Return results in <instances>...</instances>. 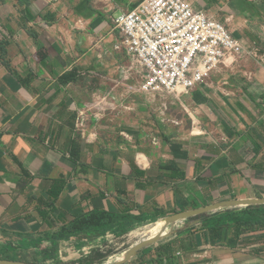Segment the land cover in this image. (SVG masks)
Instances as JSON below:
<instances>
[{"label": "crops", "instance_id": "obj_1", "mask_svg": "<svg viewBox=\"0 0 264 264\" xmlns=\"http://www.w3.org/2000/svg\"><path fill=\"white\" fill-rule=\"evenodd\" d=\"M190 1L264 40V0ZM141 2L0 0V264H264V51L178 103L206 116L197 133L156 143L148 98L108 125L87 110V77L124 55L112 19ZM247 206L260 223L220 221ZM95 214L113 218L74 232Z\"/></svg>", "mask_w": 264, "mask_h": 264}, {"label": "built area", "instance_id": "obj_2", "mask_svg": "<svg viewBox=\"0 0 264 264\" xmlns=\"http://www.w3.org/2000/svg\"><path fill=\"white\" fill-rule=\"evenodd\" d=\"M112 24L119 35L114 50L142 68V81L133 93H189L246 52L223 23L190 0H142L121 11ZM166 232L164 227L159 234Z\"/></svg>", "mask_w": 264, "mask_h": 264}, {"label": "rangeland", "instance_id": "obj_3", "mask_svg": "<svg viewBox=\"0 0 264 264\" xmlns=\"http://www.w3.org/2000/svg\"><path fill=\"white\" fill-rule=\"evenodd\" d=\"M197 5L199 6V4ZM204 10H206V13L210 17L223 23L234 36L238 37L243 42V46L246 52L240 57L236 58L233 64H241L244 60L253 64L262 62L261 55L259 56V54L264 51V40L262 39L263 36L259 32H257L258 27L256 26V23L251 26L252 30H249L250 32H248L247 28L243 27L240 23L239 18L232 16L227 7L218 5L212 8H205ZM246 32H248V34ZM248 54L252 56L244 58V56ZM111 61L112 57L106 55L107 66L104 69L107 70L102 74V76L87 77L92 81L98 80V83L100 84L98 85V87L90 86L85 93L89 102L87 110L90 112H97L98 116L103 119L105 125H108V123H113L111 122V118L114 115L115 117H117V119L121 118L122 121H124L123 119L125 110L128 108L125 100L127 99V97L132 96L136 98L135 100L139 101L140 103H142L143 100H146L147 98L153 101V103H151L149 107L147 106L146 115L147 120L155 124V130L153 132L154 136L152 137L155 139L154 141L156 143L159 140V138L157 137L162 134V132L158 131L156 128H164V124L172 126L170 130L173 134H176L179 129H190L193 130L194 133H197V130H200L199 121H201V126L205 125L206 116L198 117V115L196 114L197 111L195 105H189L190 107L187 106L183 109L178 104L184 99L187 100L195 98V95L192 91V93H180L177 95L165 92L151 94L142 92L133 93L131 89L139 85V83L142 81V68H140V65L137 64L127 54L117 57V62L115 60L114 63H111ZM239 74L241 73L236 72L233 73V76ZM142 97H144V99ZM122 125L124 127H127V125L125 124ZM120 130L121 128H119V131ZM92 137V135H89V138ZM162 231H164V229ZM115 248L118 247L115 246Z\"/></svg>", "mask_w": 264, "mask_h": 264}, {"label": "trees", "instance_id": "obj_4", "mask_svg": "<svg viewBox=\"0 0 264 264\" xmlns=\"http://www.w3.org/2000/svg\"><path fill=\"white\" fill-rule=\"evenodd\" d=\"M257 208H260L259 206H247L243 208L242 210L240 208H233L230 211H227L225 215H223L221 218L220 216V221L226 222V223H233L237 224L239 226H250V225H256L260 223L259 220L256 219V215L254 212L256 211ZM113 216H107L105 215H91L87 218H84L83 220H79L78 222L75 223V226L73 228L74 232H82L86 228H93V229H98L99 226L103 227L105 226L107 219L111 221ZM219 219V218H218ZM226 219V220H225Z\"/></svg>", "mask_w": 264, "mask_h": 264}, {"label": "bare ground", "instance_id": "obj_5", "mask_svg": "<svg viewBox=\"0 0 264 264\" xmlns=\"http://www.w3.org/2000/svg\"><path fill=\"white\" fill-rule=\"evenodd\" d=\"M162 228V227H161ZM163 229H164V226H163ZM163 229H161V230H163ZM143 234V233H142Z\"/></svg>", "mask_w": 264, "mask_h": 264}, {"label": "water", "instance_id": "obj_6", "mask_svg": "<svg viewBox=\"0 0 264 264\" xmlns=\"http://www.w3.org/2000/svg\"><path fill=\"white\" fill-rule=\"evenodd\" d=\"M156 237V236H155ZM152 239H154V238H152ZM145 242H143L142 244H144Z\"/></svg>", "mask_w": 264, "mask_h": 264}]
</instances>
